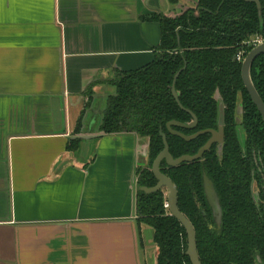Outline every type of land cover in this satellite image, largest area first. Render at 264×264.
I'll use <instances>...</instances> for the list:
<instances>
[{
    "label": "crops",
    "instance_id": "1",
    "mask_svg": "<svg viewBox=\"0 0 264 264\" xmlns=\"http://www.w3.org/2000/svg\"><path fill=\"white\" fill-rule=\"evenodd\" d=\"M192 4L0 0V264H156L135 210L147 139L66 149L88 95L101 106L110 80L154 60L160 25L143 18Z\"/></svg>",
    "mask_w": 264,
    "mask_h": 264
},
{
    "label": "trees",
    "instance_id": "2",
    "mask_svg": "<svg viewBox=\"0 0 264 264\" xmlns=\"http://www.w3.org/2000/svg\"><path fill=\"white\" fill-rule=\"evenodd\" d=\"M194 1V8L183 7L176 17L154 14L143 18L160 25L158 53L146 66L124 71L113 79L111 85L116 92L108 97L100 129L103 134H134L148 139V162L136 170V185L153 188L157 180L150 167L164 148L159 132L165 134L169 154L174 159L195 155L210 135L186 142L171 135L166 125L171 121L192 122V116L186 112L189 111L197 119L196 127L173 130L186 135L215 130L213 97L218 92L225 106L222 160H218L214 145L201 160L177 167L162 162L160 171L176 187L177 207L194 228L201 264H256V255L264 264V192L256 206L250 190L254 167L248 157L255 150L264 169V124L243 87L241 63L236 60L238 53L245 57L253 49L246 45L250 39L257 37L264 42V0H259L260 10L242 0ZM180 70L175 91L182 109L171 93L174 76ZM250 77L264 103V54L252 64ZM239 96L243 108L242 150L235 136L234 119ZM88 98L85 109L90 105V94ZM83 116L84 112L75 134L80 131ZM79 145L80 140L73 139L66 150L76 152ZM202 172L212 181L219 197L220 230H216L211 220L202 189ZM135 200L138 225L145 224L154 232L153 242L158 248L156 264H191L186 255V232L165 206L164 191L145 194L137 189Z\"/></svg>",
    "mask_w": 264,
    "mask_h": 264
},
{
    "label": "water",
    "instance_id": "3",
    "mask_svg": "<svg viewBox=\"0 0 264 264\" xmlns=\"http://www.w3.org/2000/svg\"><path fill=\"white\" fill-rule=\"evenodd\" d=\"M242 1L255 4L257 9L260 10L259 0H242ZM259 19H260V22H262L260 11H259ZM263 54H264V42L262 41L244 57L242 64H241V78H242L244 87H245L252 103L256 107V109H257V111H258V113L262 119V122L264 124V103L262 102L257 91L255 90V88L252 84V81H251V77H250V70H251L252 64L254 63V61L259 56H261ZM180 72H181V70L174 76L172 88H171V93H172V96L175 99L176 103L178 104V106L182 109V107L179 103V100H178V95L175 91V82H176ZM114 90H115V88H114ZM91 92H92V94H94V92L92 90H91ZM115 92H116V90H115ZM108 97L109 96H107V94L102 96V98H101V99H103L102 105L98 106V107L96 105H94V107H92L91 101H90V105H89L90 108L88 107L89 109L86 108V110L84 111V116H83L82 121H81L80 131L77 134V136L73 138V139L78 138L80 140V145L83 141H87L88 144H90L92 140H95L96 138H98L102 135L100 128L102 126L103 116H104V112L106 110ZM213 98L216 102V129L215 130H204V131L197 132L191 136H185L182 133L174 131L172 129L173 127H180V128H186V129H193L196 127L197 119L189 111H186V112L188 114H190L192 116V119H193V121L190 124H182L179 122L171 121V122L167 123V125H166V128L171 135L180 137L181 139H183L186 142H190L192 140H195L197 137L204 135V134L210 135V138L208 139V141L198 150V152L195 155H193V156L185 155V156H181L177 159H174L169 154L168 145L166 142V136L162 131H160L159 135L162 138L164 148H163L162 152H160L158 154V156L155 158V160L152 163V167H151V172H152L153 176L155 177V179L157 180V184L153 188H145V187L138 188L136 185V189L144 192L145 194H152V193H155L161 189H166V191H167L166 199H167L168 211H169L170 215L172 217H174L181 224V226L184 228V230L186 232V235H187L186 255L189 257L191 264H201L199 261L198 254H197L195 231H194V228H193L192 224L190 223V221L179 211V209L177 207V190H176V187L167 176H165L164 174H162L160 172V165L163 161H165L167 166L176 167L182 163H190L193 161L201 160L204 153L209 151L213 145H217V148H216L217 158L219 161L222 160L223 144H224V127H225V106H224V102H223V100H222V98L218 92L215 93ZM86 99H87V103H88L89 98L87 97ZM242 112H243L242 101H241V98L239 96V98L236 102V108L234 111V119H235V123L238 125V127L236 129V134H237L238 143H239L241 149L244 148V131H243V128L240 127V124L242 122ZM88 115H92V123H90V127L86 126V122H85V119H87ZM147 141H148V139H147ZM80 145H79V147H80ZM144 155H145L144 159L146 162L147 161V155H148V144L144 148ZM202 179H203L204 195H205L206 201L208 202V204L211 208L212 216L214 218L215 227L217 230H220L221 226H222V208H221V205L219 202V198L215 192L212 181L206 176L205 172H202ZM254 191H255V188L252 187L251 188L252 201L257 206V204L259 202V196H258L257 192H256V194H254ZM153 235H154V232H153ZM152 242H153V239H152ZM152 246H153V248L148 252L149 259H151V260L156 255L157 250H158V248L154 244V242H153ZM255 263L256 264H263L262 261L260 260L259 255L255 256Z\"/></svg>",
    "mask_w": 264,
    "mask_h": 264
},
{
    "label": "flooded vegetation",
    "instance_id": "4",
    "mask_svg": "<svg viewBox=\"0 0 264 264\" xmlns=\"http://www.w3.org/2000/svg\"><path fill=\"white\" fill-rule=\"evenodd\" d=\"M191 2H193V4H192V8H194L195 7V1L194 0H190ZM191 7V6H190ZM181 13V12H180ZM180 13H178V14H175L174 15V17H176V16H178ZM243 61V60H242ZM242 61L240 62L241 64H242ZM241 80H242V78H241ZM114 80L112 79V80H110V84H111V82H113ZM242 84H243V81H242ZM243 87H244V84H243ZM244 89H245V87H244ZM245 91H246V89H245ZM246 93H247V91H246ZM247 95H248V93H247ZM249 96V95H248ZM250 98V97H249ZM251 100V99H250ZM235 108H236V104H235ZM235 108H234V110H235ZM193 121V120H192ZM191 122H189V123H187V124H190ZM237 127H238V125L235 123V136H236V139H237V134H236V129H237ZM240 127H242L241 126V124H240ZM173 128H177V127H173ZM172 128V129H173ZM194 129V128H193ZM188 130H191V129H188ZM174 131H176V132H179V131H177V130H174ZM179 133H181V132H179ZM185 136H191V135H193V134H184ZM180 138V137H179ZM237 142H238V139H237ZM239 144V143H238ZM214 146V145H213ZM216 146V148H217V145H215ZM240 146V145H239ZM240 149H241V147H240ZM242 150V149H241ZM162 152V151H161ZM158 156V155H157ZM185 156V155H184ZM249 160H250V162H251V164L253 165V170H251V177H252V183H251V186H250V190H251V188L252 187H254V188H256V190H257V193H258V196H259V202L258 203H260V199H261V197H260V194H262L263 192H264V169H263V163H262V161H261V158L260 157H257L256 156V153H255V150H251L250 151V153H249ZM177 159V158H176ZM155 160V159H154ZM147 162H148V160L146 161V165H147ZM163 162H165V161H163ZM194 162V161H193ZM153 163V162H152ZM191 163V162H190ZM162 164V163H161ZM166 164V163H165ZM145 167V166H144ZM143 167V168H144ZM151 167H152V165H151ZM151 167H150V171H151ZM169 167V166H168ZM177 167V166H176ZM160 168H161V165H160ZM161 172V171H160ZM152 173V172H151ZM206 174V173H205ZM207 176V175H206ZM201 177H202V174H201ZM208 177V176H207ZM256 181H255V180ZM254 181L256 182L255 184H254ZM137 183V182H136ZM257 184V185H256ZM214 187V186H213ZM258 188V189H257ZM202 189H203V179H202ZM215 189V188H214ZM161 190H164V189H161ZM166 190V189H165ZM216 192V191H215ZM203 194H204V190H203ZM217 194V193H216ZM205 196V195H204ZM166 197V196H165ZM219 198V197H218ZM251 198H252V192H251ZM206 199V198H205ZM167 200V199H166ZM220 202V201H219ZM206 203H207V206H208V208L210 209V212H211V208H210V206H209V204H208V202L206 201ZM166 207H167V202H166V205H165ZM211 220H212V223L213 224H215L214 223V218H213V216H212V212H211ZM217 230V229H216Z\"/></svg>",
    "mask_w": 264,
    "mask_h": 264
},
{
    "label": "built area",
    "instance_id": "5",
    "mask_svg": "<svg viewBox=\"0 0 264 264\" xmlns=\"http://www.w3.org/2000/svg\"><path fill=\"white\" fill-rule=\"evenodd\" d=\"M260 42H261L260 39H258L257 37H255V38L250 39V40L246 43V45H247L248 47H252V48H254V47H256ZM243 59H244V56H243V53H242V52H240V53H238V54L236 55V60H237V61H240V62H241Z\"/></svg>",
    "mask_w": 264,
    "mask_h": 264
},
{
    "label": "rangeland",
    "instance_id": "6",
    "mask_svg": "<svg viewBox=\"0 0 264 264\" xmlns=\"http://www.w3.org/2000/svg\"><path fill=\"white\" fill-rule=\"evenodd\" d=\"M164 191V194H165V196L167 195V191L164 189L163 190ZM256 192H257V190H256V188H255V191H254V194H256Z\"/></svg>",
    "mask_w": 264,
    "mask_h": 264
}]
</instances>
